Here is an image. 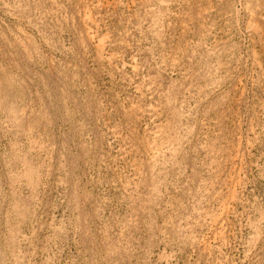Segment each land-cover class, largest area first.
<instances>
[{"label":"rangeland","instance_id":"374dc122","mask_svg":"<svg viewBox=\"0 0 264 264\" xmlns=\"http://www.w3.org/2000/svg\"><path fill=\"white\" fill-rule=\"evenodd\" d=\"M148 1L0 0V264H264V0Z\"/></svg>","mask_w":264,"mask_h":264},{"label":"bare ground","instance_id":"6f19581e","mask_svg":"<svg viewBox=\"0 0 264 264\" xmlns=\"http://www.w3.org/2000/svg\"><path fill=\"white\" fill-rule=\"evenodd\" d=\"M150 1V0H149ZM148 1V2H149ZM159 4V3H158ZM167 4V3H166ZM166 6V5H165ZM244 9V8H243ZM230 14V13H229ZM149 15V14H148ZM88 16V15H87ZM86 19V18H85ZM236 21V20H235ZM237 21H238V19H237ZM253 21V20H252ZM254 28V27H253ZM92 31H93V29H92ZM206 31V30H205ZM209 33V32H208ZM215 46V45H214ZM176 57H178V56H176ZM173 59V58H172ZM178 63V62H177ZM175 64V63H174ZM220 64V63H219ZM261 64V63H260ZM206 67V66H205ZM221 67V66H220ZM227 74V73H226ZM223 76V75H222ZM220 79V78H219ZM218 83V82H217ZM220 83V82H219ZM253 131V130H252ZM155 135V134H154ZM170 138V137H169ZM156 152V151H155ZM149 161V160H148ZM168 164V163H167ZM173 165V164H172ZM152 166V165H151ZM155 176V175H154ZM225 176V175H224ZM212 183V182H211ZM153 188V187H152ZM154 189V188H153ZM213 189V188H212ZM205 192H207V191H205ZM211 216V215H210Z\"/></svg>","mask_w":264,"mask_h":264}]
</instances>
